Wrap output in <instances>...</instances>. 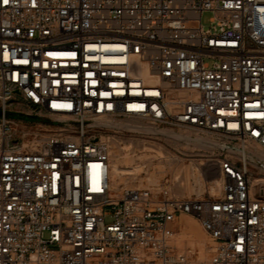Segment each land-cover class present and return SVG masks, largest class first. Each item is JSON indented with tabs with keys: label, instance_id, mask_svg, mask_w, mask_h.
Returning a JSON list of instances; mask_svg holds the SVG:
<instances>
[{
	"label": "built area",
	"instance_id": "built-area-1",
	"mask_svg": "<svg viewBox=\"0 0 264 264\" xmlns=\"http://www.w3.org/2000/svg\"><path fill=\"white\" fill-rule=\"evenodd\" d=\"M136 120L211 141L203 192L113 184ZM0 264H264V0H0Z\"/></svg>",
	"mask_w": 264,
	"mask_h": 264
},
{
	"label": "rangeland",
	"instance_id": "rangeland-1",
	"mask_svg": "<svg viewBox=\"0 0 264 264\" xmlns=\"http://www.w3.org/2000/svg\"><path fill=\"white\" fill-rule=\"evenodd\" d=\"M211 14L210 10L203 12L202 22L206 27L211 23ZM130 123L141 129L132 128L115 133L110 155L111 164L118 163L127 168L142 163V169L137 178L129 174L115 175L117 187L126 184L144 185L148 182V177L160 179L169 176L175 181L176 191L181 194L190 195L204 191L195 176L198 173V166L205 157V145L200 146L196 141L178 138L168 129L155 126L148 121L136 120ZM181 132V129H176V133ZM146 146H151L154 150H148L150 148ZM127 153L132 156V160L124 161ZM175 229L176 244L189 252L196 262L207 261L211 257L214 240L198 220L192 216L182 215L177 219Z\"/></svg>",
	"mask_w": 264,
	"mask_h": 264
},
{
	"label": "bare ground",
	"instance_id": "bare-ground-1",
	"mask_svg": "<svg viewBox=\"0 0 264 264\" xmlns=\"http://www.w3.org/2000/svg\"><path fill=\"white\" fill-rule=\"evenodd\" d=\"M127 126L129 128H135L137 127L135 124L133 123H130L128 122L127 123ZM140 130V129H139ZM174 136L178 137V138H181V139H185V140H193V141H196L198 145H206L207 143L211 142L210 140L208 139H205L203 137H200V136H193L194 139L192 138V135L191 134H188V133H184V132H181V133H172ZM149 147V146H146V148ZM150 149L148 150H154L153 147H149ZM147 153V152H146ZM143 156V155H141ZM132 156L129 155L128 153L125 154L124 156V161H130L132 160ZM120 160V159H119ZM121 163V162H120ZM142 169V163H137V165H133L132 167H122L120 164L118 163H114L113 165L111 164V177H112V180H113V184L115 185V179H114V176H123V175H126V174H129V175H133V178H137L138 177V173L140 172V170ZM128 177V176H127ZM196 181L197 183L200 185V188H205V180L203 178V176L201 175V171H200V166H198V173L196 174ZM154 179V178H153ZM219 178H217L216 176L212 179V186H213V189H216L219 185ZM127 185V184H126ZM116 186V185H115ZM140 186V185H139ZM191 223V222H190ZM191 225V224H190ZM192 226V225H191ZM190 226V227H191Z\"/></svg>",
	"mask_w": 264,
	"mask_h": 264
},
{
	"label": "trees",
	"instance_id": "trees-1",
	"mask_svg": "<svg viewBox=\"0 0 264 264\" xmlns=\"http://www.w3.org/2000/svg\"><path fill=\"white\" fill-rule=\"evenodd\" d=\"M9 114H12V115H14V114L22 115L21 113L14 112V111H10Z\"/></svg>",
	"mask_w": 264,
	"mask_h": 264
},
{
	"label": "snow or ice",
	"instance_id": "snow-or-ice-1",
	"mask_svg": "<svg viewBox=\"0 0 264 264\" xmlns=\"http://www.w3.org/2000/svg\"><path fill=\"white\" fill-rule=\"evenodd\" d=\"M5 3H7V0H4Z\"/></svg>",
	"mask_w": 264,
	"mask_h": 264
}]
</instances>
